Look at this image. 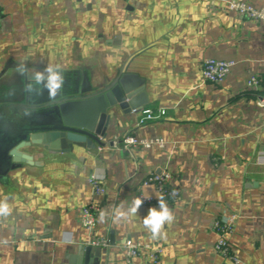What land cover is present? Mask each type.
Listing matches in <instances>:
<instances>
[{"label":"crops","instance_id":"obj_1","mask_svg":"<svg viewBox=\"0 0 264 264\" xmlns=\"http://www.w3.org/2000/svg\"><path fill=\"white\" fill-rule=\"evenodd\" d=\"M232 1L264 7V0H0V75L21 62L37 71L59 65L95 92L129 74L144 87L141 109L165 111L138 126L135 113L113 110L102 152L60 142L27 149L35 166L0 180V201L11 209L0 216V264H84L93 239L109 243L99 264H126L128 240L163 248L161 264H264V23L230 11ZM207 59L234 63L222 83L203 80ZM128 135L165 145L125 149ZM163 172L180 197L168 206L166 235L152 239L143 218L160 206L141 205L127 219L115 213H127L144 180ZM91 175L105 195L94 197ZM91 202L99 207L94 233L81 221ZM232 216L224 255L214 226ZM132 264L153 263L142 254Z\"/></svg>","mask_w":264,"mask_h":264},{"label":"water","instance_id":"obj_2","mask_svg":"<svg viewBox=\"0 0 264 264\" xmlns=\"http://www.w3.org/2000/svg\"><path fill=\"white\" fill-rule=\"evenodd\" d=\"M9 69L0 75V180L17 169L35 166L26 153L31 147L52 149L58 142L93 149L104 146L101 139L113 110L130 114L147 104L144 87L129 74L121 73L94 92L79 72L63 73V89L53 102L46 88L38 96L24 91L31 73L26 77ZM25 107L34 109L31 115L24 114ZM83 253L84 264H99L100 247H85Z\"/></svg>","mask_w":264,"mask_h":264},{"label":"built area","instance_id":"obj_3","mask_svg":"<svg viewBox=\"0 0 264 264\" xmlns=\"http://www.w3.org/2000/svg\"><path fill=\"white\" fill-rule=\"evenodd\" d=\"M230 11L234 12L241 18L251 20L254 22L264 23V7H255L243 1H232L229 4ZM234 63L231 61L207 59L202 65V77L203 80L211 84H220L230 74ZM258 83V79L254 76L249 77L247 85L254 87ZM264 105V102H263ZM138 116V126H144L150 122L156 121L165 115L164 110L155 112L151 109H139L133 111ZM120 142V141H119ZM118 142V143H119ZM114 145L117 142H113ZM121 144L125 149L134 147L141 149H151L153 146L159 148L164 147V141L162 139H144L138 138L133 135H128L123 138ZM104 146L98 148L99 152L104 150ZM170 176L168 173H157L149 175L140 187L138 196L143 199L142 205L144 206H159V199H163L167 206L176 204L179 200L180 193L177 189L172 187L169 183ZM89 184L92 189L94 197H101L105 195L106 189L101 179L96 175H91L89 178ZM150 187L153 190L151 195H147L144 192L145 188ZM150 197V198H145ZM99 214V207L95 202H91L81 210L82 226L90 233H94L97 217ZM235 221V216L229 219L228 224L220 227L219 224H215V228L220 233V239L215 245L217 252L227 255L229 249V242L227 235L232 232V224ZM92 244L96 247L107 248L109 246L107 239H93ZM124 259L126 264H132L133 259L145 254L146 257L153 264H161V257L163 254V248L153 244H142L132 240H128L124 245ZM237 262V259H235Z\"/></svg>","mask_w":264,"mask_h":264},{"label":"clouds","instance_id":"obj_4","mask_svg":"<svg viewBox=\"0 0 264 264\" xmlns=\"http://www.w3.org/2000/svg\"><path fill=\"white\" fill-rule=\"evenodd\" d=\"M57 69H59V71H57ZM16 71L21 76L26 77H29V73H31L30 79H28V82L24 86V91H26L29 96H32L33 93L38 96L42 93V90L46 88L48 90L49 100L55 102L57 96L63 89L64 75L59 65L48 64L43 71H37L35 69H29L24 62H21L17 65ZM32 81L35 82V85L41 87H35ZM33 110L32 108L25 107L24 114L31 115ZM142 203L143 199L140 197L134 198L127 213L117 209L115 219H127L130 216L136 215ZM159 206V210L155 207L150 208L148 215L143 218V225L151 233L152 239L164 238L166 235L163 231L165 223L171 224L174 220L171 209L164 203L163 199H159ZM10 212L11 209L8 203L6 201H0V216H7ZM104 217L105 213L101 212V220H103Z\"/></svg>","mask_w":264,"mask_h":264}]
</instances>
